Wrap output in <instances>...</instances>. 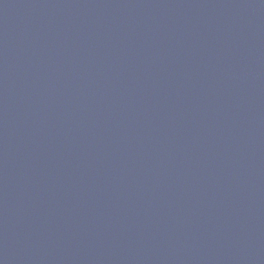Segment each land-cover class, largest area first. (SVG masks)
<instances>
[{
    "label": "water",
    "instance_id": "obj_1",
    "mask_svg": "<svg viewBox=\"0 0 264 264\" xmlns=\"http://www.w3.org/2000/svg\"><path fill=\"white\" fill-rule=\"evenodd\" d=\"M0 264H264V0H0Z\"/></svg>",
    "mask_w": 264,
    "mask_h": 264
}]
</instances>
